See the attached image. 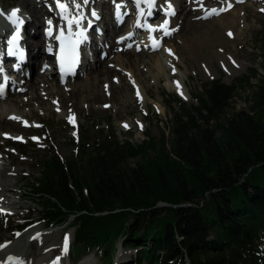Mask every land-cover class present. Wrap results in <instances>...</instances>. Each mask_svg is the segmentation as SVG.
<instances>
[{"label": "trees", "instance_id": "16d2710c", "mask_svg": "<svg viewBox=\"0 0 264 264\" xmlns=\"http://www.w3.org/2000/svg\"><path fill=\"white\" fill-rule=\"evenodd\" d=\"M242 81L205 85L190 108L170 96L182 109L168 149L97 130L79 159L46 157L31 185L43 225L74 228V252L98 250L108 264L116 243L133 264H264V80L251 113L228 116Z\"/></svg>", "mask_w": 264, "mask_h": 264}, {"label": "rangeland", "instance_id": "374dc122", "mask_svg": "<svg viewBox=\"0 0 264 264\" xmlns=\"http://www.w3.org/2000/svg\"><path fill=\"white\" fill-rule=\"evenodd\" d=\"M100 1L108 3L109 10L116 9L118 5L119 8H126L127 12L129 10L123 17L124 21L122 23L124 27L122 25V29L118 32L121 38L129 37L128 33L132 25L128 26L127 23H129L128 19H130V16H134L133 2L129 0H94L93 2V0H90V4L85 7L87 8L85 13L88 14L90 7H93L94 12H98L100 9L97 3ZM202 1L205 2V0ZM211 1L219 4L227 0ZM21 2L22 0H0V7L4 10L6 9V11L9 9H11L10 11L18 10ZM55 4V0H48L46 8L53 9L57 7ZM86 4L84 3V5ZM186 5H188V1ZM234 5L232 11L237 14L238 20L235 29L241 32V36L233 41L232 46L228 49H223V51L227 52L226 54L233 55L236 62L240 63L241 67H244L242 70H238L236 74L234 73L236 67L232 63L223 61L215 56L216 52L219 51L217 46L207 45L200 47L196 49L194 55L182 51L177 56L171 48H178L182 40L177 39L175 34L171 37L165 34L166 41L162 44L163 46L157 45L149 50V54L147 53L151 57L159 54L158 56H160L165 65L164 75L154 80L152 73H149L146 68L139 73L142 79L141 86L147 93L144 97L142 96V91L137 88V84L129 85L126 81L127 76L124 73L115 72V77L113 76L112 79L106 81L101 78L100 81L96 82L99 85L97 89L101 98L92 102L90 99L97 97L96 91L88 87V92H85L81 83L87 77L89 79V76L82 71L76 78L63 81L70 88L67 93L64 94L62 92L57 96L54 94L55 88L52 94L49 89L48 91H42L41 94H44L42 95L43 98L46 99L48 97L46 99L48 101H41L43 104L39 103V105L24 106L18 110L20 115H27L28 119H23L21 116L19 120H16L19 129L0 131V157L2 158L0 165L5 164L8 169L16 170L10 176L12 179L4 175L0 177L1 183L12 186L8 191L9 193H6L8 194L6 195L8 199L5 201L10 202L9 207L7 209L0 208V244L18 239L27 232L35 230L42 234L39 250L43 255L38 260H47L54 254V258L60 259L61 264H82L86 261H90L93 264H108L105 263L103 256L100 255L98 250L89 253L74 252L72 247L75 239L74 228H48L43 225V221H41L39 216L40 210L31 197V185L39 178L42 164L46 157L56 155L66 160L79 159L78 147L81 139L85 136L89 137L86 147L89 146L88 148L90 149L94 146L93 143L97 139V130H103L105 134L115 135L119 143L128 142L134 147L140 146L147 139L146 137L149 136L155 140L157 147L161 144L160 141H163L166 148H170L172 123L174 122L171 111L173 109V112H178L182 109L179 104L169 101L170 96L177 97L187 108L193 107L197 104L196 98L203 96L205 85L214 81H219L223 85L229 86L239 79H244V81L238 83L236 97L230 102V108L227 109L226 114L231 116L241 111L251 113L250 107L258 90L257 86L261 80H264V0H243V2H237L236 0ZM160 7L163 6L158 4L157 14L147 21V25L156 27L161 24ZM3 11H0V14L6 13ZM89 14L91 16L93 12H89ZM179 14L176 15L179 17ZM45 20H50L53 25L57 22L55 17H49ZM57 24H59V21ZM96 27L100 31L102 22H97ZM42 30L41 28L39 29L40 34H42ZM183 33H186L185 29H182L180 33L181 39L183 38ZM139 37L140 35L137 36V39ZM36 39V37L33 38V42ZM96 39L98 42H102L105 39V34L97 35ZM108 41L106 43H110V39ZM129 44L126 46H115L114 51L124 56V52H132L130 47H132L133 42L131 41ZM166 50H171L172 54L170 55ZM228 51L230 52L228 53ZM135 54L140 55L138 59L145 57V53L143 54L141 51H135ZM162 56L164 57L162 58ZM97 58H99V55L90 57L91 60L87 62V64L90 63L88 67H92L91 64L97 62ZM105 58L103 57L100 60L102 62L105 61L109 65L113 64L108 63L112 59ZM147 59H145L146 62ZM107 64L103 65V67L106 68ZM228 66L233 69L229 70ZM38 73L43 75L45 70H39ZM21 77L18 75L17 80ZM50 80L52 85H54L53 87H55L56 77H51ZM176 82L181 85H179L180 88L188 95V101L180 99L172 90V88L177 86ZM60 83L57 84L61 85ZM111 83L113 86L115 85L114 94L110 90ZM16 88L15 90L17 91ZM77 89L82 90L83 93L81 95L79 93L76 94ZM137 92H139V97ZM10 93L13 94V91ZM29 97V94L25 95L24 93L22 99L25 100ZM0 102H7V97L0 98ZM169 105L173 108L169 107ZM30 114L33 116L31 117ZM73 120L76 121L75 124L72 122ZM124 125H127V127ZM17 137L23 139H16ZM148 153L152 155L151 150H148ZM138 161L139 159H130L128 165L134 167ZM25 225L29 226L23 228ZM19 227L23 229L20 230ZM66 237L69 239L67 246L64 245ZM110 248L112 250L109 254V264H133L135 259L134 250L123 249L120 243H116ZM52 249L55 250L53 251ZM45 250L49 252H45Z\"/></svg>", "mask_w": 264, "mask_h": 264}, {"label": "bare ground", "instance_id": "6f19581e", "mask_svg": "<svg viewBox=\"0 0 264 264\" xmlns=\"http://www.w3.org/2000/svg\"><path fill=\"white\" fill-rule=\"evenodd\" d=\"M47 1L48 0H22L21 5L18 7L19 11L16 16H11L13 11L0 10L6 12L5 14H0V69L3 70L2 74L9 73L11 69H9L7 66L8 62L11 64L17 62L18 68L15 72L20 74L19 76H22L19 80H17V76L12 74L10 76V80L6 84V88L4 89V97H7V102H2L4 104L0 102L1 132L10 131L11 129H17L19 127L17 121L10 119V117L19 118L22 116L21 118L28 119V117H26L27 115H20L18 113V110H20L22 107L30 105L33 106L34 104L39 105V103H42L41 101H48L46 100L48 97L46 99L43 98L42 95L44 94H41L42 91H48L49 89L50 93L52 94L53 89L55 88L56 91H54V94L58 96V94H61L62 92L64 94L67 93L70 89L68 88L69 86L64 82V84L60 83L61 85L57 84L60 81L55 76L54 71L46 69V66L51 65L53 60L51 56L47 55V53L51 51V48L48 47L47 43H50L51 40L45 38L43 34V31L45 30L47 32L49 27L47 24L48 20H45L49 17H60L66 22L72 21V26L68 29L69 32H73L75 30L82 31L79 37L83 40L82 47L84 48L86 54L83 58L84 65L78 73L80 74L83 71L85 75L89 76V79L87 77L86 80L81 83V86H83L85 92H88V87H91L93 88V91H96L97 97H92L90 99L92 102L101 98V95L97 89L99 85L96 82L100 81L101 78H104L106 81L112 79L113 76L115 77V72L124 73L127 76L126 81L129 85L137 84V88L142 91V96L144 97L147 95L146 91L141 86L142 79L139 73L146 68L149 73H152L154 80H157L160 76L164 75L165 65L163 64L162 59H160V56H158L159 54L156 56L152 55L154 57H151L148 56V52L153 47L164 44L166 41L164 36L165 30L169 32V37L174 36L175 34L177 35V39L182 40V43L178 48H171L177 56L180 55L182 51L184 53L194 55L196 49L200 47L207 45L213 47L217 46L219 51L216 52L215 56L223 61L232 63V65L236 67V71L234 72L235 74L238 72V70H242V68H244L241 67L242 65L240 66V63L236 62L233 55L226 54L227 52L223 51V49L225 50L232 46L233 41L241 36V32L235 29V26L237 25L236 23L238 21L237 14L232 11L236 0H227L224 2L219 1V4L213 3L211 0H205V2L202 0H155L154 4H149L145 2V0H134L132 1L134 16L132 15L130 16V19H128V26H132L130 28V32L128 33L129 37L127 38H121L118 33L122 29V25L124 27L122 22L124 21L123 17L127 12L126 8H119L120 17L118 20L116 15L117 8L109 10V4L105 1H100L97 3V6L100 10L98 9L99 13L95 12L96 16H93V14L90 16L89 14V12H94L92 9L93 7H90L88 14L85 13L87 11L85 10L87 9L85 7L90 4V0H88L86 5H84V0H60L61 3L68 6L67 12H62V10L59 8L47 9ZM187 1L188 5H186ZM55 2H57V0H55ZM75 4H79V8H77ZM158 4L163 6L159 8L160 11L167 10V14L162 18L160 25L152 27V25H147V21L157 14ZM229 4H231L230 8H228ZM169 5H171V8H169ZM55 6H57V3ZM117 7H119V5ZM220 8H227V10L220 12L218 15H210L208 18H204L207 10H218ZM173 12L174 14H170ZM176 14H179V17ZM165 20H167V24L164 23ZM13 21H17V23H13ZM100 21L102 22V27H100L101 30L99 31L96 25L97 22ZM61 22L63 24L64 21L61 20ZM62 24L58 25L57 27L51 25V34H53V36H55V31L58 28L64 32L65 28H63ZM17 26L19 28H17ZM40 28L43 29L42 34L39 32ZM127 28L129 29V27ZM17 29L19 39L15 42V48L12 49L14 54L9 55L8 53L10 46L8 44V40H10L14 35H17ZM182 29H185L186 33H183L184 35L181 39L180 33L182 32ZM229 32L232 33L231 36L228 35ZM104 34L105 39H103L102 42H98L96 39L97 35L101 36ZM138 35H140V37L137 39ZM35 37L37 39L33 42V38ZM108 39H110V43H106L109 42ZM131 41L133 42L132 47H130L132 52H124V56H122L123 54H119L114 51L115 46H126ZM135 51H141L143 54L145 53V57L138 59V56L140 55H136ZM229 52L230 51H228V53ZM98 55L99 58H97V62L91 64L92 67H88V64L90 65V63L87 64V62L91 60L90 57L92 58ZM164 56H162V58ZM103 57L112 59V61H108V63L110 62L113 64L109 65L105 63V61L102 62L100 59ZM146 58H148L147 62L145 60ZM21 61L22 63H20ZM178 61L180 62V60ZM106 64V68L103 67V65ZM204 68H206V66H204ZM227 68L229 70L233 69L231 66H228ZM43 69L45 70V74L40 75L38 71ZM54 76L56 77L55 87H53L54 85H52L50 80V78ZM17 83L18 85H16ZM110 85V90H112V94H114L115 85L113 86L112 83ZM180 86L179 88L176 86L172 88V90L179 96L180 99L183 101H188V95L183 92V89L180 88ZM12 91L13 94L10 93ZM24 93L25 95L29 94L30 97L23 100L22 98ZM77 93L81 95L83 91L77 89L76 94ZM158 102H160V100H158ZM58 104L60 105V103ZM32 116L33 115H31V117ZM72 122L74 124L76 123L75 120ZM1 161L2 158L0 157V163ZM0 166V177L3 175L5 177H10L14 174V171H16L8 169L5 164ZM10 187L12 186L0 182L1 209H7L9 207L10 202H6L5 200L8 199L6 196L8 194L6 193H9L8 191L11 189ZM41 236V233L32 230L18 239H14L9 242L6 240L7 243H1L0 246L3 247H0V264H61V260L55 259L54 254H52L47 260H38L42 257L41 255H43L39 250ZM68 242L69 239L67 238V243H64V245L67 246ZM52 250L54 251L55 249ZM45 252L49 251L45 250ZM10 257L11 260L9 259ZM52 258L54 259L52 260ZM82 264L93 263L86 261Z\"/></svg>", "mask_w": 264, "mask_h": 264}, {"label": "snow or ice", "instance_id": "6c2138e0", "mask_svg": "<svg viewBox=\"0 0 264 264\" xmlns=\"http://www.w3.org/2000/svg\"><path fill=\"white\" fill-rule=\"evenodd\" d=\"M87 2H88V0H84L85 4ZM145 2H147L149 4H154L155 0H145ZM237 2H243V0H237ZM75 6L77 8H79L80 5L79 4H75ZM230 7H231V4L228 5V8H230ZM57 8L61 9L62 12H67V10H68V6L63 4V3H61L60 0H57ZM169 8H171V5H169ZM226 10H227V8H220L218 10L217 9L207 10V13H206L204 18L206 19L210 15H218L220 12H223V11H226ZM18 11L19 10H13V12L11 13V16H16ZM170 14H174V12L170 13ZM116 15H117V19L119 20V17H120L119 7H117ZM93 16H96L95 12H93ZM71 22L72 21H69V24H71ZM13 23H17V21H13ZM77 23H78V21H77ZM164 23L167 24V20H165ZM47 24L49 26L48 29H47V35H51V32H52V30H51V21L50 20L47 21ZM165 34L167 35V34H169V32L167 30H165ZM228 35L231 36L232 33L229 32ZM18 39H19V34H18V29H17V35H14L10 40H8V44L10 46L9 47V53H8L9 55H13L14 54L12 49L15 48V42L18 41ZM57 39H59V37H57ZM153 50H156V49H153ZM166 51H168L170 55L172 54L171 50H166ZM21 58H22V54H21ZM57 59L59 60L60 57L58 56ZM2 72H3V70L0 69V75H2ZM176 84H177V87L179 88V83L176 82ZM137 96L139 97V92H137ZM3 97H4V87L0 86V98H3ZM54 103H55V101H54ZM10 119L19 120L18 117H10ZM24 123H26V122H24ZM124 126L127 127V125H124ZM16 139H21L22 140L23 138L17 137ZM65 243H67V237L65 238ZM0 247H3V246H0ZM9 259L11 260V257Z\"/></svg>", "mask_w": 264, "mask_h": 264}]
</instances>
